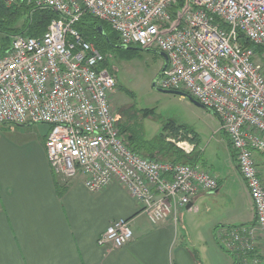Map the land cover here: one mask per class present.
<instances>
[{
  "label": "built area",
  "instance_id": "built-area-1",
  "mask_svg": "<svg viewBox=\"0 0 264 264\" xmlns=\"http://www.w3.org/2000/svg\"><path fill=\"white\" fill-rule=\"evenodd\" d=\"M28 2L29 14L48 9L56 17L39 37L10 36L0 56V124L47 126L45 155L58 180L81 174L93 192L117 180L151 222L163 221L172 207L216 191L218 179L199 165L146 158L127 147L111 111L115 76L74 25L88 13L106 22L121 45L163 52L167 65L156 85L188 93L214 111L252 203L254 222L223 230L219 242L233 264H261L257 251H249L255 228L264 239V184L254 155L264 153V0ZM176 145L185 153L195 147ZM132 238L129 219L120 218L97 243L119 248Z\"/></svg>",
  "mask_w": 264,
  "mask_h": 264
},
{
  "label": "crops",
  "instance_id": "crops-1",
  "mask_svg": "<svg viewBox=\"0 0 264 264\" xmlns=\"http://www.w3.org/2000/svg\"><path fill=\"white\" fill-rule=\"evenodd\" d=\"M1 125L11 132H0V264H233L220 233L254 222L245 189L235 204L212 205L222 188L212 173L216 191L200 192L189 207H172L153 223L117 180L94 192L81 174L58 180L45 155L47 126L34 124V138L33 124ZM120 218L129 219L133 238L119 248L100 246L99 236Z\"/></svg>",
  "mask_w": 264,
  "mask_h": 264
},
{
  "label": "rangeland",
  "instance_id": "rangeland-1",
  "mask_svg": "<svg viewBox=\"0 0 264 264\" xmlns=\"http://www.w3.org/2000/svg\"><path fill=\"white\" fill-rule=\"evenodd\" d=\"M30 16L31 14L28 18ZM26 30L25 27L21 33L27 35ZM2 38L3 35L0 34V55L3 54L1 47L3 49L5 47ZM132 53L114 49L107 54L109 68L116 79L115 88L110 94L111 111L119 118L120 123L126 125L130 132L138 135L144 142L150 143L158 139L161 141L162 134L167 142L178 148L176 142H189L193 135L181 131L176 133L169 129L167 124L175 129L192 131L197 137L198 150L207 164V170L219 175L222 181L220 195L214 198L212 205L228 207L235 204L238 195L244 189L247 194L248 192L235 169V155L232 156L217 116L187 98L173 93H163L157 89V85L153 87L152 83L158 76L162 59L156 53L145 49L139 48ZM36 126L34 124L29 126L34 138L37 137ZM9 129V126L0 124L1 133L9 134L11 132ZM254 155L264 184V153ZM254 232L256 243L249 253L257 251L262 259L261 264H264V239L258 228H255Z\"/></svg>",
  "mask_w": 264,
  "mask_h": 264
},
{
  "label": "trees",
  "instance_id": "trees-1",
  "mask_svg": "<svg viewBox=\"0 0 264 264\" xmlns=\"http://www.w3.org/2000/svg\"><path fill=\"white\" fill-rule=\"evenodd\" d=\"M31 10L32 4L28 2V0H16L15 4L11 5H6L0 0V34L3 35L2 43L5 45L4 49L1 47L3 52L8 49L10 36L21 33L26 27L27 35L39 37L46 30L50 20L56 17V13L51 10L33 9L30 13V18H28ZM99 25L103 26V34H100L96 30ZM74 27L85 40L91 42L99 52L105 55L102 66L107 68H109V63L106 55L114 49L131 51L133 53L139 50V48H121L117 33L114 32L106 22L100 21L88 13H84ZM169 125L170 124H167V127H170L169 129H172V131L176 133L181 131L193 135L190 142L194 143L195 147L191 153L186 154L182 150L176 148L174 145L167 142L162 134L161 141L158 139V141L150 143L144 142L138 135L130 132L126 125L118 121L119 132L124 135L127 147L138 155L170 163L198 165V163L202 162L201 151L195 150L198 144L196 135L192 131L175 129L172 125ZM167 127H164V129ZM232 153V156H234V152Z\"/></svg>",
  "mask_w": 264,
  "mask_h": 264
},
{
  "label": "water",
  "instance_id": "water-1",
  "mask_svg": "<svg viewBox=\"0 0 264 264\" xmlns=\"http://www.w3.org/2000/svg\"><path fill=\"white\" fill-rule=\"evenodd\" d=\"M96 30L100 33V34H103V26L102 25H99L97 26ZM121 48H125V49H133V47H129V46H126V45H120ZM136 49V48H134ZM147 51H152L154 53H156L158 56L161 57L162 59V66L159 70V73H158V76L157 78L155 79V81L152 83V86L154 87L156 85V82L157 80L159 79V77L161 76V74L163 73L166 65H167V56L163 53V52H160L158 50H153V49H146ZM159 91L163 92V93H173V94H177L183 98H187L189 101H191L192 103H194L195 105L199 106V107H202V108H206L208 110H210L211 112L214 113L213 110L203 106L202 104H200L197 100H195L192 96H190L188 93H185V92H181V91H175V90H169V89H162V88H157ZM215 114V113H214ZM190 204L187 205V207H189Z\"/></svg>",
  "mask_w": 264,
  "mask_h": 264
},
{
  "label": "flooded vegetation",
  "instance_id": "flooded-vegetation-1",
  "mask_svg": "<svg viewBox=\"0 0 264 264\" xmlns=\"http://www.w3.org/2000/svg\"><path fill=\"white\" fill-rule=\"evenodd\" d=\"M141 50H144L145 49V51H146V48H140ZM160 57V56H159ZM161 58V57H160Z\"/></svg>",
  "mask_w": 264,
  "mask_h": 264
}]
</instances>
